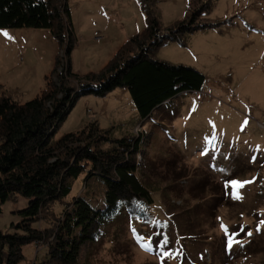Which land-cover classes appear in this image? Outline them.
I'll return each instance as SVG.
<instances>
[{"label": "rangeland", "instance_id": "obj_1", "mask_svg": "<svg viewBox=\"0 0 264 264\" xmlns=\"http://www.w3.org/2000/svg\"><path fill=\"white\" fill-rule=\"evenodd\" d=\"M146 1L169 27L185 17L192 0ZM68 2L77 40L71 64L82 76L100 72L146 26L141 0ZM203 17L223 23L187 34L184 44L169 41L157 53L202 72L201 90L176 95L147 119L126 88L105 97L85 94L55 136L96 120L114 137H144L138 175L154 198L149 220L123 215L85 248L81 264H264V0H210ZM59 51L50 29L0 28V92L20 102L39 96ZM85 184L82 174L67 200L88 191L104 207L102 184ZM27 204L25 198L6 202L0 227L9 229ZM63 209L56 207L58 214ZM230 239L237 244L225 248ZM27 246L22 264L47 257L43 244Z\"/></svg>", "mask_w": 264, "mask_h": 264}, {"label": "trees", "instance_id": "obj_2", "mask_svg": "<svg viewBox=\"0 0 264 264\" xmlns=\"http://www.w3.org/2000/svg\"><path fill=\"white\" fill-rule=\"evenodd\" d=\"M141 3L145 28L126 40L100 72L82 76L71 64L77 40L68 0H0V28L50 29L60 44L39 96L20 102L0 92V213L6 202L28 200L15 211L19 218L9 229L0 227V264H22L27 260L24 247L34 242L48 249L40 264H81L85 248L123 215L149 220L146 210L154 198L138 175L144 137H114L112 129L93 120L55 139L85 94L105 97L126 88L141 118L147 119L176 95L202 89V72L158 59L157 53L169 41L184 44L187 34L220 26L223 22L203 17L210 0L190 1L185 17L169 27H163L146 0ZM82 174L87 187L96 180L102 184L104 207L94 204L88 191L67 200ZM59 204L64 206L60 214ZM41 222L49 226L42 228ZM231 242V247L237 244Z\"/></svg>", "mask_w": 264, "mask_h": 264}, {"label": "snow or ice", "instance_id": "obj_3", "mask_svg": "<svg viewBox=\"0 0 264 264\" xmlns=\"http://www.w3.org/2000/svg\"><path fill=\"white\" fill-rule=\"evenodd\" d=\"M4 35L7 36L8 33L5 32ZM245 124H247V121H245ZM232 185H233V187H235V188H240V187H243V186H244V185L241 184L239 181H233V182H232ZM237 198H240V197L237 195ZM133 231L135 232V229H133ZM248 234L251 235V233H248ZM168 242H169V241L167 240V238H165L164 241H163L164 244H167ZM231 243H232V242H231V240H230V241H229V244H228V247H231ZM144 247H148V245H144ZM163 255H164V256H169V255H171V254L165 252V253H163Z\"/></svg>", "mask_w": 264, "mask_h": 264}, {"label": "built area", "instance_id": "obj_4", "mask_svg": "<svg viewBox=\"0 0 264 264\" xmlns=\"http://www.w3.org/2000/svg\"><path fill=\"white\" fill-rule=\"evenodd\" d=\"M35 243H38V242H35ZM30 245V244H29ZM27 247H29V246H27ZM25 251H26V249H25Z\"/></svg>", "mask_w": 264, "mask_h": 264}]
</instances>
